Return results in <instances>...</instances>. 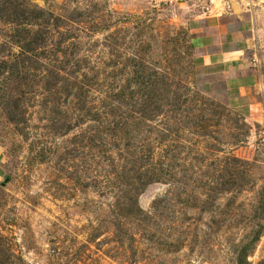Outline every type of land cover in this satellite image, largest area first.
Instances as JSON below:
<instances>
[{
  "label": "rangeland",
  "instance_id": "374dc122",
  "mask_svg": "<svg viewBox=\"0 0 264 264\" xmlns=\"http://www.w3.org/2000/svg\"><path fill=\"white\" fill-rule=\"evenodd\" d=\"M209 12L253 107L193 82ZM0 264H264V0H0Z\"/></svg>",
  "mask_w": 264,
  "mask_h": 264
},
{
  "label": "crops",
  "instance_id": "0c3cea01",
  "mask_svg": "<svg viewBox=\"0 0 264 264\" xmlns=\"http://www.w3.org/2000/svg\"><path fill=\"white\" fill-rule=\"evenodd\" d=\"M231 13H203L193 16L195 34L193 82L198 89L221 86L227 104L234 108L253 107L259 82L247 54L251 48L247 20L235 26Z\"/></svg>",
  "mask_w": 264,
  "mask_h": 264
}]
</instances>
